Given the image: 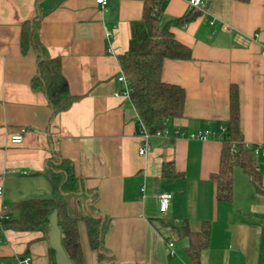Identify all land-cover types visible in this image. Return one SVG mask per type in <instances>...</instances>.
<instances>
[{
	"label": "crops",
	"instance_id": "1",
	"mask_svg": "<svg viewBox=\"0 0 264 264\" xmlns=\"http://www.w3.org/2000/svg\"><path fill=\"white\" fill-rule=\"evenodd\" d=\"M145 0H0V209L26 198H48L53 190L42 173L55 153L73 162L86 189L99 192L98 210L110 218L104 246L107 261L89 245L80 221L86 264H191L188 239L172 225L188 219L193 228L211 222L202 264H262L264 193L256 191L240 166L234 168V197L216 199L211 174L218 170L223 128L229 119L231 86L238 88L245 141L259 147L256 159L264 180V0H204L187 22L172 24L174 35L192 49L190 59H166L162 79L184 87V113L168 121L170 137H153L139 153V116L118 81V56L141 19ZM188 0H162L161 25L187 15ZM43 13L42 44L59 56L72 94L80 95L54 117L46 95L31 81L37 55L21 48V29ZM117 92V93H116ZM26 127L23 141L12 133ZM211 129L206 140L174 136V130ZM170 161L180 176L163 177ZM171 193L167 212L159 195ZM87 190L65 193L70 215L89 214ZM166 235L175 241L172 254ZM42 231L5 229L0 233V264L51 262Z\"/></svg>",
	"mask_w": 264,
	"mask_h": 264
},
{
	"label": "trees",
	"instance_id": "2",
	"mask_svg": "<svg viewBox=\"0 0 264 264\" xmlns=\"http://www.w3.org/2000/svg\"><path fill=\"white\" fill-rule=\"evenodd\" d=\"M247 2L249 0H238ZM162 0H145L141 19L132 22L131 37L127 50L118 56L121 71L130 84V99L139 119L149 132L163 130L172 118L184 113L186 93L183 86L162 79V68L166 59H190L191 47L180 41L171 29L172 24L190 21L194 10L161 25L159 13ZM43 13L32 21H26L21 29V48L23 52L33 50L37 55V69L31 86L35 91L46 95L54 117L68 109L80 95L71 93L68 81L62 72L59 56H51L42 44L38 27ZM243 136L240 122V103L235 84L230 90L229 119L224 130L218 170L211 174L216 183V199L231 202L234 197V168L240 166L250 177L259 193H264V180L254 151ZM52 185V196L48 198H26L4 205L0 209V233L5 229L17 231H42L48 237V214L54 209L58 212L61 229V242L73 264H86L80 238V221L87 229L89 245L97 250L102 262L110 257L104 246L105 234L110 218L97 208L99 192L86 189L81 176L77 175L73 162L55 153L47 160L42 172ZM170 161L163 162L162 176H180ZM87 190L89 214L82 218L69 214L65 193H79ZM178 239L187 238L185 251L191 264H202L201 253L210 242L211 222L202 220L198 228H193L188 219L172 225ZM51 262L55 264L54 249L50 248ZM264 264V256L262 259Z\"/></svg>",
	"mask_w": 264,
	"mask_h": 264
},
{
	"label": "built area",
	"instance_id": "3",
	"mask_svg": "<svg viewBox=\"0 0 264 264\" xmlns=\"http://www.w3.org/2000/svg\"><path fill=\"white\" fill-rule=\"evenodd\" d=\"M97 2L103 7L106 4V0H97ZM204 0H188V5L190 9L193 8H201L203 6ZM262 56L264 57V45L262 48ZM118 81L125 83L126 89L124 91L125 95L130 96V84L123 72H121L118 75ZM117 93V92H116ZM139 126V135L142 138V145L139 149V153L144 155L146 154L152 147L151 139L153 137H170L169 136V129L165 127L163 130L157 131L155 133L149 132L147 128L144 126L143 122L139 119L138 121ZM225 130V128H223ZM27 132L26 127H21L16 132L12 133L10 136V141L14 144L21 143L23 141V138ZM174 136H180V137H186L190 139H198V140H206L208 139L211 134V129H204V130H194V131H181L179 129L174 130ZM255 153L257 154L259 152V147L256 146L254 149ZM2 190V187H0V191ZM171 193L169 192H162L159 195V210L161 213L167 212L171 200ZM166 242L167 245L171 251L172 254L175 253V241L170 238L169 235H166ZM23 264H31L30 258L25 257L21 261Z\"/></svg>",
	"mask_w": 264,
	"mask_h": 264
},
{
	"label": "water",
	"instance_id": "4",
	"mask_svg": "<svg viewBox=\"0 0 264 264\" xmlns=\"http://www.w3.org/2000/svg\"><path fill=\"white\" fill-rule=\"evenodd\" d=\"M49 220V243L52 249H54V260L55 264H73L68 257L66 251L63 248L61 242V229L58 224V212L54 209L48 214Z\"/></svg>",
	"mask_w": 264,
	"mask_h": 264
}]
</instances>
